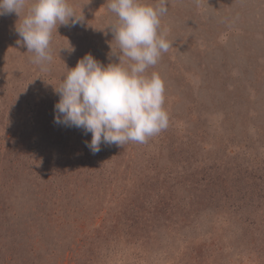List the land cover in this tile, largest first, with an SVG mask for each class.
<instances>
[{"label": "rangeland", "instance_id": "1", "mask_svg": "<svg viewBox=\"0 0 264 264\" xmlns=\"http://www.w3.org/2000/svg\"><path fill=\"white\" fill-rule=\"evenodd\" d=\"M31 2L0 16V264H264V0H167L147 71L168 127L95 154L54 122L55 88L85 54L119 62L118 17L69 0L84 20L41 71L17 44Z\"/></svg>", "mask_w": 264, "mask_h": 264}, {"label": "clouds", "instance_id": "2", "mask_svg": "<svg viewBox=\"0 0 264 264\" xmlns=\"http://www.w3.org/2000/svg\"><path fill=\"white\" fill-rule=\"evenodd\" d=\"M27 0H0V16L20 13ZM108 8L118 21L110 31L118 43V63L103 64L85 54L69 69L58 88L54 122L91 133L86 146L93 154L101 145L145 143L166 129L169 115L164 108L165 85L157 72L148 73L172 43L161 31L167 0L155 5L145 0H109ZM77 17L69 0H32L16 31L32 62L48 71L53 60L51 41L58 26H76Z\"/></svg>", "mask_w": 264, "mask_h": 264}]
</instances>
